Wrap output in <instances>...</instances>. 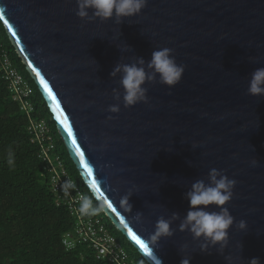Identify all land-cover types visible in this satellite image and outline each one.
Segmentation results:
<instances>
[{
	"label": "water",
	"instance_id": "1",
	"mask_svg": "<svg viewBox=\"0 0 264 264\" xmlns=\"http://www.w3.org/2000/svg\"><path fill=\"white\" fill-rule=\"evenodd\" d=\"M75 10V0H0L8 36L105 215L151 264L153 256L180 264L183 254L190 264H248L254 257L264 264V97L247 94L250 74L264 67V0H147L120 25L81 20ZM163 47L185 66L179 83L146 82L147 103L125 108L121 100L110 113L118 103L111 90L119 75H109L116 63L147 62ZM212 168L236 180L225 205L235 218L226 247L201 252L200 241L178 230L179 220L157 248L147 243L158 217L186 215L184 193L197 179L207 182ZM133 184L138 191L127 213L120 196ZM136 212L142 222L132 219ZM241 219L245 231L235 227Z\"/></svg>",
	"mask_w": 264,
	"mask_h": 264
},
{
	"label": "trees",
	"instance_id": "2",
	"mask_svg": "<svg viewBox=\"0 0 264 264\" xmlns=\"http://www.w3.org/2000/svg\"><path fill=\"white\" fill-rule=\"evenodd\" d=\"M6 53L12 66L31 87V109L27 114L14 98L8 81L0 72V264H117L108 258H96L89 243L79 240L73 249L61 241L64 232L73 229L75 217L58 194L50 189L52 171L41 153L30 119L44 121L48 133L44 144L53 159L58 158L67 175L84 197L97 208L92 216L99 217L122 247L123 241L136 248L107 217L99 202L85 184L61 140L47 101L10 40L0 19V53ZM48 137H50L48 139ZM13 163L9 165L8 159ZM45 176L46 184L43 183ZM99 211L106 217L99 216ZM137 264H151L138 250L142 260L126 250Z\"/></svg>",
	"mask_w": 264,
	"mask_h": 264
},
{
	"label": "clouds",
	"instance_id": "3",
	"mask_svg": "<svg viewBox=\"0 0 264 264\" xmlns=\"http://www.w3.org/2000/svg\"><path fill=\"white\" fill-rule=\"evenodd\" d=\"M75 3V15L81 20L91 22L98 19L104 22L112 19L115 24L120 25L124 19L138 16L146 7L147 0H75ZM128 49L130 48L126 45L123 50ZM184 70L183 64H177L173 49L167 47L154 50L151 59L147 62L143 57H132L128 63L117 62L109 75L111 78L119 75L117 81L119 88L111 90L113 100L118 103L109 105L107 110L110 113H118L121 100L125 108L137 103H147L148 89L144 87L146 82L148 84L159 83L172 88L179 83ZM247 94L264 97V67L256 68L250 74ZM191 146L196 147L195 144ZM8 163L9 165L13 163L11 156ZM189 164L191 166V162ZM251 165L257 166L258 161L253 159ZM235 184L236 180L230 179L225 174V170L210 169L207 173V182L204 179H197L184 193V198L189 202L186 215L181 218L178 213L173 212L168 218L158 217L147 243L157 248L161 238L173 235V229L170 226L174 221L179 220L178 230L187 231L191 234L193 241H200L199 250L201 252H206L215 245H219L218 249L225 248L228 243V230L234 225L235 219L225 205L232 199ZM61 187L64 194L69 195V191L75 188V184L71 180H66ZM137 191V186L133 184L125 194L120 196V204L125 212L131 213L132 205L129 203V198ZM96 199L99 200L100 197ZM102 203L107 207L111 205L108 200H103ZM211 205L218 210L209 211L208 208ZM79 211L81 214L91 215L98 209L92 206L91 199L84 197ZM142 217L141 212H136L132 219L139 223L142 222ZM235 227L237 230L245 231L247 223L241 219L235 222ZM239 247L241 248V244ZM180 252L183 253L184 249L181 248ZM152 259L154 264H162L156 256ZM190 259L191 256L183 254L180 264H190ZM248 264H260V260L254 257L248 261Z\"/></svg>",
	"mask_w": 264,
	"mask_h": 264
},
{
	"label": "built area",
	"instance_id": "4",
	"mask_svg": "<svg viewBox=\"0 0 264 264\" xmlns=\"http://www.w3.org/2000/svg\"><path fill=\"white\" fill-rule=\"evenodd\" d=\"M0 72L8 81L9 89L13 92L14 98L20 102L21 107L29 114L31 102L28 97L31 93V87L28 81L12 66L10 59L4 52L0 53ZM29 119L30 128L39 143L43 158L47 160L49 169L52 171L50 189L58 194V198H63L75 217L73 229L64 232L61 237V241L65 248L68 250L73 249L76 245V241L82 240L89 243L96 258L106 257L117 264H137L129 258L126 250L122 247L120 242L110 234L99 217L80 213L79 208L84 198V193L77 185H75L74 189L69 191V195L64 194L61 186L66 180H71L72 182L73 180L61 166L59 159H53L50 156L49 149L53 148V144L50 143L48 146L44 144L45 134L48 133L44 121L35 122L31 118ZM49 138L50 137H48V139ZM43 183L46 184L45 177Z\"/></svg>",
	"mask_w": 264,
	"mask_h": 264
},
{
	"label": "rangeland",
	"instance_id": "5",
	"mask_svg": "<svg viewBox=\"0 0 264 264\" xmlns=\"http://www.w3.org/2000/svg\"><path fill=\"white\" fill-rule=\"evenodd\" d=\"M43 176H44V174H43ZM103 213H104V211H103ZM103 213L99 211V216H101L102 218H104L106 221H109V220L106 219V217H104ZM122 241H123V246L126 248V250L128 252H130L135 258H139L140 262H142L139 254H138V250L136 248H133L128 242L124 241L123 239H122Z\"/></svg>",
	"mask_w": 264,
	"mask_h": 264
},
{
	"label": "snow or ice",
	"instance_id": "6",
	"mask_svg": "<svg viewBox=\"0 0 264 264\" xmlns=\"http://www.w3.org/2000/svg\"><path fill=\"white\" fill-rule=\"evenodd\" d=\"M0 19H3V16H0ZM45 88L47 90V86L46 85H45ZM49 95H51L50 92H49ZM73 143L75 144V141H73ZM109 207H111V205ZM133 239H137V238L135 236H133ZM137 243H141V242L137 239ZM142 247H143V245H142ZM145 250H147V249H145Z\"/></svg>",
	"mask_w": 264,
	"mask_h": 264
}]
</instances>
